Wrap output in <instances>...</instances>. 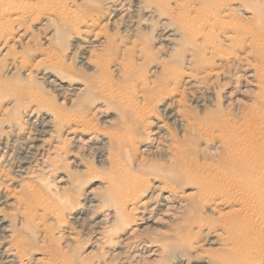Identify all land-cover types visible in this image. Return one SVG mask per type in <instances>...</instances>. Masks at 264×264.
I'll return each mask as SVG.
<instances>
[{"label": "rangeland", "instance_id": "1", "mask_svg": "<svg viewBox=\"0 0 264 264\" xmlns=\"http://www.w3.org/2000/svg\"><path fill=\"white\" fill-rule=\"evenodd\" d=\"M123 1L118 16L109 10L96 23H86L77 32L62 20L63 3H59L58 10L41 9L34 20L30 15L31 10H37L36 1L27 0L21 4L28 9L26 34L18 36L12 41L14 44L9 42L11 45L0 42V217L7 224L0 242H18L21 251L28 254L15 262L0 260V264H227L245 256L252 258V264H264V205L260 203L264 198V89L255 68L245 66L242 56L254 65L261 64L247 55L248 48L237 52L239 56L223 62L224 74L205 83L203 91L198 87L187 94L182 108L189 115V127L186 119L163 116L167 127L160 139L153 141L152 135L145 132L128 139L124 128L129 124L121 121L119 114L130 99L118 88L128 79L121 71L118 75L114 64L105 65L108 76H103L97 55L109 45L117 46L119 58L132 55L140 64L139 49L147 47L155 61L151 69L161 59H168L171 50L160 38L164 29L158 17L143 11L142 4L147 0ZM87 2L96 7V0ZM231 8L234 11L228 20L235 21L246 32L253 31L264 43V0L236 1ZM2 17L0 10V23ZM222 37L225 42L226 37ZM48 66L53 72H62L75 86L90 83L95 90L107 89L113 96L102 98L97 94L101 98L99 103L90 101L86 105L84 92L70 89L67 83L55 85L51 81L52 75L44 70ZM248 72L253 77H248ZM106 77L112 80L108 82ZM20 91L22 94H18ZM32 93L43 95L45 106L52 103L88 112L90 127L122 140L127 150L121 155L117 150V162L149 179L143 186L148 189L139 201L147 202L151 211L137 216L136 211L127 209L126 218L114 221L109 210L88 207V197L98 199L107 191L106 184L108 178L114 177L112 166L116 163V158L103 156L107 153L102 143L86 141L88 135L51 131L43 138L48 137L44 140L43 154L25 160L24 150L35 142L40 130L37 126L40 114L36 112L29 117L32 108H36V105L29 107ZM198 95L207 100L204 106L197 103ZM194 117L203 127L191 128ZM190 164L194 168H189ZM252 166L253 173L246 179L244 173ZM190 170L229 195L226 205L213 210L212 205L202 204L199 195L193 196L195 189L189 186L187 174ZM166 182L174 186V192L169 202L163 201L164 205L158 207L162 193L156 185ZM33 187L43 189L44 198L54 195L59 203L65 200L66 212L60 217L32 210L34 203L28 193ZM72 210L81 213H70ZM130 219L133 222L128 226ZM125 225L129 229H124ZM103 229L110 232L100 239L97 232ZM132 229L137 231L125 239L124 234ZM157 248L156 255L153 251Z\"/></svg>", "mask_w": 264, "mask_h": 264}, {"label": "bare ground", "instance_id": "2", "mask_svg": "<svg viewBox=\"0 0 264 264\" xmlns=\"http://www.w3.org/2000/svg\"><path fill=\"white\" fill-rule=\"evenodd\" d=\"M25 1L27 0H0V10L3 11V20L0 23V42L8 44L9 42L17 40L18 36L23 37L26 34L28 30V15H26L28 9L23 8L21 5ZM35 1L37 4V10H31L33 11V13L30 15L32 16V19H37L40 13L39 11H42L41 9H45V11H52L55 8L57 9L61 6L59 3H63V6L65 7H63V13L59 12L63 15L62 20L66 22L65 24L67 26L73 27L75 30H77V32H79L80 27H82V25H85L86 23H90L91 25L96 23V20H98L100 17H103L109 10H111L112 13L116 12V16L117 13L121 12V9L123 8L122 6L125 3L123 0H96V7H93L89 4V2H87V0H85V3H77L74 0ZM236 1H240L242 3L244 0H147L146 3L142 4V7L144 9L143 11L148 12L149 14L151 13L154 16L158 17L160 24L163 26L164 32L160 38H163L164 42H166L169 49L171 50L169 52V58L161 59L157 62V66H152V68L150 69V66L153 65L155 61L149 55V47V49H147V47L139 49L140 53L137 57H140V64L138 63L139 61L136 62L134 60V56L132 55L126 54V56L122 55L123 57L119 58V52L116 49L117 46L109 45L105 52L97 55L96 62L100 65L99 67L101 68V73L103 74V76H108L107 71L104 68L105 65L114 64L116 69L118 70V75L119 71H121L123 77L128 79V81L118 86V88H122L120 89L121 93L125 94L128 99H130V101H128L127 103L124 102L125 104L122 106V110L119 114L122 119L121 121H124L125 123L127 122V124H129L128 127L124 128L126 134L125 136L128 137V139H135L137 137V134L141 132L152 135L153 141L160 139V137L163 136L165 127H167V121L165 122L163 116H166L170 119H186V123H188L189 127V115L182 108L189 91L196 88L198 89V87L201 88L199 90L202 91V88L206 89V87L203 86L205 85V83H208L210 79H214L215 77L218 78L221 74H224V68L226 67H224L225 61L232 56H239L237 52H242V50L245 51V48L249 49V51L246 52L247 55L249 57L252 56V58H254L261 65H254L251 60L247 59L246 56H242L243 63L247 67L250 66V68H255L254 73H256L260 78V84L264 89V43H262L260 39L257 38L253 31L247 30L246 32L243 30L241 25H235V21L231 23L228 20L230 14L234 11V9L231 8V4ZM69 2H71L72 4L70 5ZM139 3L140 1H138V3L136 2L138 8L141 7L139 6ZM171 3H174L175 5H171ZM254 15H257L256 11L254 12ZM88 20H90V22ZM223 35L226 37L224 38L225 42H223L222 40L223 37L220 38ZM12 43L14 44L15 42ZM112 43H114V41ZM224 43L226 44L224 45ZM11 44L9 43V45ZM219 59L220 61H218ZM51 69L52 68L50 66L45 67L44 69L52 75L53 79L51 81H53L55 85L67 83V87H72L70 89L84 92V103L86 105L90 101L99 103L101 98H97V94H100L102 98L112 95L111 93H108L107 89H101L98 91L95 90L90 83H83L82 85L80 84V87L79 85L75 86L77 84H75L74 81L71 82L70 80H68L69 78L63 76L62 72H53V70L51 71ZM253 75V73L248 72V77H253ZM149 76L151 77L150 79H148ZM111 78L106 77L105 79L110 82L112 80ZM57 87L60 88L59 86ZM18 94H22V91L18 92ZM32 95L33 97L32 100H30L31 102L29 104V107L31 105H36V108H32L31 113L29 112V117L35 115L36 112L40 114V116L38 115V118H40V120L37 123V126L40 127V130L36 132L38 133V135L34 138L35 142L25 148V160L31 158L33 159L34 157L43 154L42 151L45 145L44 140L48 139V137L45 139L43 138L46 137L47 134L51 131L67 130V133L73 135H78L79 133L86 136L88 135L89 138L86 141L97 140L98 142L102 143L104 148L103 151H106L105 153H107L103 156H107V158L110 160L112 158H116V163L112 166L114 177L108 178L110 180L107 181L106 184L107 191H105L102 196L100 195L98 199L88 197L87 200L89 201L88 203H90L88 207H98L100 210H102L103 208L105 210H109V216L114 219V221L120 220L121 218H126V215H128L127 209L136 211V213L138 214L137 216H140V214H143L144 211L150 208L148 207L149 204L147 202L139 201V198L142 197L143 193L148 189V187L143 189V186L144 184L146 185L149 179L139 174H134L136 172L132 167L127 166V164L123 162H117L119 160L117 150L120 155L123 150H127L122 140H117L116 138L113 139L111 134H106L103 132L101 133L97 129H95L96 127H90V121L86 117L88 115V112L81 113L74 109H65L62 106L60 107V105L52 106V103L49 106H45L46 103L43 102L45 98L43 97L44 100L43 98H41L43 95L41 97H38V95H36L35 93H32ZM85 97L88 98L85 100ZM206 101L207 100L199 97L197 103L199 104V106H204ZM12 104L13 102L11 103V105ZM251 113L253 112H250L249 114ZM190 126L193 129L203 127L202 123L199 122V119L197 117H194L193 122L190 123ZM115 136L116 133L114 137ZM235 148L237 149L238 147ZM183 151L179 153L183 154ZM235 153H237V150H235ZM181 157H184V154ZM192 164L194 165V163ZM192 164H190L189 168H194ZM189 168L187 169L189 170ZM262 172H264V170ZM252 173L253 166L245 171V178L248 179L252 175ZM187 174H189V186L195 189L192 195L195 197L196 195H199L203 205H212L213 208H211L213 210H216L217 208H220V206H223L225 204V200L229 195L227 196L222 191H219L216 188L217 186L215 187V185L210 184L205 177L200 178V176H197L196 171L190 170ZM156 187H159V190L162 193L160 196L161 201H158L157 204V206L159 207L161 205H164L163 201L165 202L169 200L172 193L174 192V186L170 182H166L158 184L156 185ZM42 191L43 189L39 187L30 188L28 194L31 196V199H33L34 203V205L31 204L32 210H42V215L55 216H60L61 213L64 214L66 212V209L63 206L66 202L65 200L62 199V201H60L59 203V201H56L57 197L54 198V195H50L48 198H44L46 196L42 195ZM252 197H254V199H257L255 196L251 195V198ZM26 203H29V201ZM260 203L264 205V198H261ZM111 204L113 205V207H110ZM76 211L77 210H72L70 211V213H74ZM80 211L77 212L80 214ZM111 211H113L114 213H112ZM108 213L106 212V214ZM128 217L129 216H127V219ZM132 217L134 218V216ZM140 218H143L142 215ZM132 222L133 219L128 220V226ZM126 225L124 226V229H129V227ZM6 226L7 224L4 218L0 217V234L1 232H5ZM99 229L102 228L100 227ZM134 231L137 230L132 229V231H127L128 233L126 232V234H124V238L127 239L130 235H132ZM109 232L110 230L108 229H103L101 232L98 231V238L101 239L102 237H105L109 234ZM9 236L10 234H8V237ZM110 241L111 240H109V242ZM20 251L21 246L18 242L6 244H2L0 242L1 262H15L16 258L25 259L28 254H24V251H21V253ZM158 251L159 248L155 249L153 252L157 255ZM251 259L252 258H250V256H245L240 258V260H237L236 262H228L227 264H252Z\"/></svg>", "mask_w": 264, "mask_h": 264}]
</instances>
